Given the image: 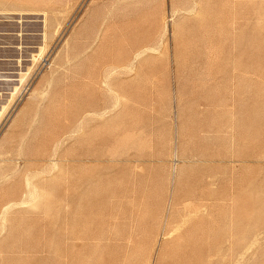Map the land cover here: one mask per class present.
<instances>
[{"label":"rangeland","instance_id":"rangeland-1","mask_svg":"<svg viewBox=\"0 0 264 264\" xmlns=\"http://www.w3.org/2000/svg\"><path fill=\"white\" fill-rule=\"evenodd\" d=\"M0 264H264V0H0Z\"/></svg>","mask_w":264,"mask_h":264}]
</instances>
